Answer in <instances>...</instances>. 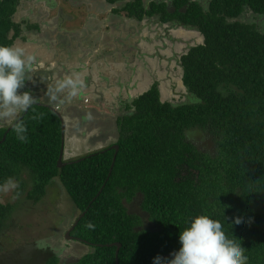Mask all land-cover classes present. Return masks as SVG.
Masks as SVG:
<instances>
[{
	"label": "trees",
	"instance_id": "obj_1",
	"mask_svg": "<svg viewBox=\"0 0 264 264\" xmlns=\"http://www.w3.org/2000/svg\"><path fill=\"white\" fill-rule=\"evenodd\" d=\"M21 1L0 0V82L8 91L26 81L12 57L14 39L24 38L22 29L39 31L14 21ZM170 6L128 0L114 11L198 31L201 42L178 63L187 101L161 100L154 81L125 103L115 143L61 167V122L50 108L23 106L11 128L0 127V190L12 180L23 186L26 168L29 199H41L54 178L71 198L77 222L70 234L88 251L70 264H115L112 242L121 244L118 264H148L172 252L153 264H209L213 239L200 242L211 233L213 264H264V28L237 19L245 9L264 16V0H208L206 7L172 0ZM201 138L213 143L212 153L197 145ZM112 144L118 149L108 175ZM137 191L158 230L138 229V216L127 210L123 200ZM12 211L0 196V234ZM22 246L15 264L32 260L26 254L36 255L32 264H66L47 247Z\"/></svg>",
	"mask_w": 264,
	"mask_h": 264
},
{
	"label": "rangeland",
	"instance_id": "obj_2",
	"mask_svg": "<svg viewBox=\"0 0 264 264\" xmlns=\"http://www.w3.org/2000/svg\"><path fill=\"white\" fill-rule=\"evenodd\" d=\"M149 1L151 0H144L145 5ZM156 1H165L167 4H169L171 0ZM198 1L203 5V7L207 6L208 0ZM54 6L55 8L53 9ZM89 9L90 8H87L85 0H22L18 6L16 14L13 15V19L20 24L21 28H24L25 24L35 23V27L39 29V24L45 26L47 23H50L56 19L59 15V18L62 20L66 18H72L71 21H67L73 23V25L69 26H75V28L78 27L79 31L83 29L81 27L80 20L89 18ZM105 17L106 16L103 15V18ZM156 18V16L149 17L147 22L148 24L152 25L155 31L152 36H158L162 40V43L166 45L165 47L167 52L164 54L165 58H163L165 59L164 61L167 65V71L170 72L171 75L165 82L172 89L171 96L170 94L168 95V92L166 91L167 95H161L160 93V97L163 100L168 99L171 102V99H174L176 103L187 101L188 96L187 94H184L185 91L183 90L184 92H181V90L175 89L178 84L183 85L181 80L182 73H180L181 71L177 66L180 55L186 52L188 48L191 47V45L193 46L198 44L202 40V36L198 35V32L193 28L183 27V25L181 26L175 22H157ZM237 19L247 23L255 24L259 30H263L264 28V16L255 14L250 10L245 9ZM143 20L145 19L142 18L139 21ZM85 24L86 22L84 25ZM137 28L138 27L133 26V31H135ZM26 30L27 29H22L21 35H23L24 38L21 39V37H19V39L25 40L27 45L30 43L31 38H35V36L30 35V31ZM30 30L32 33L33 29ZM105 32L106 31L104 30L103 33ZM11 33L9 35H11ZM172 33H175L178 37L171 36ZM116 34L117 32H114L115 37ZM126 37L127 35L123 36L124 39ZM185 37H187V39ZM16 40H18V38H16ZM127 40H130L131 42L133 41V39ZM97 42L100 43V41ZM17 43L22 48H26L24 42L17 41ZM16 45V42H14L11 48L15 50ZM36 46L38 45L36 44ZM24 49L19 50L18 52V55H21L19 57H24L20 58L18 61V67L20 69L22 67L26 69L25 79H28V76L31 74L29 69L32 68L33 63H35L37 58L34 59V62H28L26 59H32V57L28 56V52H23ZM114 49L115 47L113 46L112 49H106V51H111ZM12 55L13 60H15V55ZM155 57L158 58L162 56ZM27 63H30V66H28ZM105 85L107 86V83H105ZM141 93H137V96ZM62 96L64 103L63 105H68L67 108L69 109L70 113H73V115L75 112L77 114H75V117H73V115H65V119L68 120L65 122L66 134L70 139L76 136H82L81 138L85 140L81 148L80 146L70 144L65 146V159H71L75 157L81 158L80 156H83L86 153L100 150L110 143H115L117 138L116 116L120 117L127 112L125 103L131 101L136 96V94H130V92L128 93V91H126V95L123 96L122 94L113 95L109 96L106 100L100 98L103 99L102 105H100L94 111L87 112H80V109L77 107L75 109L74 104H65L67 97L65 95ZM89 98V103L86 105L96 106L97 103L95 98L91 95ZM9 99H11L14 103ZM21 108L22 106H20V99H14V95H10L9 97L5 93L4 89L0 87V127L8 125L13 119H15L19 115ZM82 115L83 117L88 116L89 118L83 122L81 118ZM193 135L195 136V134ZM194 140L196 141V139ZM197 145L203 152L212 153L214 151L213 143L207 138H201L200 142H197ZM20 173V179L23 181V186H20L17 180H12L6 183L0 190L1 200L3 202H9L13 205V211L11 213L8 226H5L0 234V264H15L12 256H15V258L19 260L18 262H20L23 258H21L19 251L20 253H24L25 251L22 249V245H32V248L35 249L47 247L53 254H56V256H58L63 263L66 264H70L78 260L83 253L88 251V247L78 243L82 248L77 249V251H73L72 241L66 239V233L65 236H63L65 227L73 221L77 215V211H74V204L68 194L64 191L60 181L57 178H54L53 182H51L48 187L46 186L45 194L41 197V199L34 201L27 197V191L30 190L32 184L29 171L26 168H23ZM139 198L141 199V195H139ZM137 199L138 198L136 197L134 198L133 204H130L131 208H136L135 204ZM40 241H43V245L36 246V244ZM33 245H35V247H33ZM16 252L18 253L14 254ZM33 252L31 254H33ZM34 256L36 255L26 254V258L32 260L26 261L24 263L28 264L33 261L35 259ZM41 258L42 257H40V259ZM30 264H32V262ZM33 264L44 263L42 260H40L36 261V263L33 262Z\"/></svg>",
	"mask_w": 264,
	"mask_h": 264
},
{
	"label": "crops",
	"instance_id": "obj_3",
	"mask_svg": "<svg viewBox=\"0 0 264 264\" xmlns=\"http://www.w3.org/2000/svg\"><path fill=\"white\" fill-rule=\"evenodd\" d=\"M85 2L87 8L90 9L89 18L80 20L82 30L78 31V27L69 26L73 23L67 21H71L72 18L62 20L58 15L45 26L37 23L39 31L30 32L35 38H31L29 44L26 45V42L20 39L14 41L17 44L15 48L18 47V51H15L17 55L14 54L15 60L19 61L20 58H24L18 55L19 50L24 48L19 46L17 41L24 42L26 48L23 52H28V56L32 57V59H26L28 62H34L37 58L32 68L29 69L31 74L28 76L31 80L29 84L37 86V93L40 91L45 101H51L53 105H59L62 109L64 103L58 95H65L66 104L76 106L75 102L83 103L81 99L77 100L80 97L76 96L77 92L81 91V97H88V101L83 103L85 106L83 109L79 105L76 106L80 112L94 111L102 105L103 99L106 100L113 95H126V91L137 96V93L144 92L154 81H157L161 95H167V91L171 96L172 89L165 82L171 75L164 61V54L167 52L166 45L158 36H152L155 31L147 22L149 17L139 21L128 17L123 10H112L122 5L125 0L117 5H111L105 0H85ZM103 15L106 17L103 18ZM157 22H159L158 19ZM133 26L138 28L133 31ZM104 30L105 33H103ZM114 32H117L116 37ZM124 35H127L125 39ZM171 36L178 37L175 33ZM127 39H133V41ZM113 46L114 50L106 51V49H112ZM155 56L162 57L156 58ZM177 67L181 71L180 66ZM32 70L35 73L31 72ZM46 76L53 79L52 83L46 80ZM54 77H60L61 82L55 83ZM73 87L80 88L74 90ZM175 89L182 92L185 87L178 84ZM90 95L95 98L96 106L86 105L89 103ZM75 114L70 113L68 108L64 109V115L75 117L77 115ZM67 121L65 119V122ZM66 141L67 144L77 145L80 148L85 142L77 136L70 139L68 135Z\"/></svg>",
	"mask_w": 264,
	"mask_h": 264
},
{
	"label": "flooded vegetation",
	"instance_id": "obj_4",
	"mask_svg": "<svg viewBox=\"0 0 264 264\" xmlns=\"http://www.w3.org/2000/svg\"><path fill=\"white\" fill-rule=\"evenodd\" d=\"M30 32H31V30H30ZM31 35V34H30ZM18 38V37H17ZM32 40V39H31ZM14 49H12V54H15V51L17 52L18 51V47H16V49L13 51ZM17 55V54H16ZM12 57H13V55H12ZM14 62H15V64L18 66V61L17 60H14ZM21 71L24 73V74H26V69L23 67V68H21ZM35 73V72H34ZM51 76V75H50ZM50 76H46L47 77V81L49 80V79H52L53 78V75H52V78H50ZM54 81H55V83H60L61 81H60V79H59V77H54ZM53 80V79H52ZM29 81H31L30 79H27L26 78V81H25V86H24V88H17V89H15V90H13V91H8L7 89H6V87L0 82V87H2L3 89H4V91H5V93L10 97V95H14V99H20V103H22L23 104V106L24 107H27V104H28V106L30 105V104H38V105H42V103H44V101H45V98H43V96H42V94H40L39 92L40 91H38V93H39V95H38V93H37V86L35 85V84H29ZM50 83H52V82H50ZM58 98L61 100V101H63V99H62V96L61 95H58ZM10 101H12L11 99H9ZM13 102V101H12ZM22 106V105H21ZM67 106V105H66ZM65 108H67V107H65ZM64 108V109H65ZM22 110V109H21ZM76 113V112H75ZM21 114V113H20ZM82 121L83 122H85L89 117L88 116H86V117H83V115H82ZM118 118V116H116V119ZM112 133V132H111ZM112 135H113V133H112ZM81 137L82 136H79L78 138L81 140ZM86 141H87V139H86ZM112 145H114V144H112ZM64 155H66V153L64 152ZM139 195H141V199L139 198ZM138 198L137 199V201H136V204H135V207L136 208H131V205L133 204V200H134V198ZM123 202L124 203H126V208H127V210L129 211V212H132L134 215H137L138 216V218H139V223L140 224H138L137 225V228L138 229H141V228H143V229H147L148 231H154V230H158L159 228H160V226H159V224H157L154 220H152V218H151V215H150V213L149 212H147L146 210H144L143 208H142V206H141V202H142V194L140 193V191H137V192H135V194H133L132 196H131V198H130V200L129 201H126L125 199L123 200ZM129 203V204H128ZM131 204V205H130ZM138 208V209H137ZM136 209V210H135ZM76 219H73V221L70 223V224H68V226H66L65 227V232H64V234H63V236H65V233H66V231H68L70 228H71V226L73 225V223H74V221H75ZM70 232H71V230H70ZM69 232V233H70ZM70 238H69V240H71L72 241V250L73 251H77V249H79V248H82L78 243H80V241H78L77 239V237H75V236H73V235H71L70 234ZM65 238V237H64ZM47 243V242H46ZM39 245H43V241H40V242H38L37 243V245L36 246H39ZM45 245V244H44ZM87 245V244H86ZM82 250V249H81ZM56 255V254H55ZM60 259V258H59ZM60 261H62L61 259H60Z\"/></svg>",
	"mask_w": 264,
	"mask_h": 264
},
{
	"label": "water",
	"instance_id": "obj_5",
	"mask_svg": "<svg viewBox=\"0 0 264 264\" xmlns=\"http://www.w3.org/2000/svg\"><path fill=\"white\" fill-rule=\"evenodd\" d=\"M42 105H44V106H46V107H48V108H50L52 111H54L56 114H57V116H58V118L60 119V122H61V135H62V144H61V147H60V151H59V155H58V158H57V166L58 167H61V166H63L67 161H63L62 159H63V145H64V141H63V138H64V129H65V122H64V120H63V118H62V114H61V111H58V110H55L54 109V107L51 105V104H49V103H42ZM27 108H28V104H27ZM11 126H12V124L7 128V130L9 129V128H11ZM5 138V135L3 136V139ZM112 148H114L115 149V152H114V156H113V158H112V162H111V165H110V171H109V173H108V175H110V173H111V169H112V166H113V163H114V160H115V154H116V152H117V149H118V145L117 144H114V145H110ZM109 146V147H110ZM108 147V148H109ZM110 147V148H111ZM81 158H83V157H81ZM81 158H77V159H73V160H70V161H68V162H73V161H79ZM101 190V189H100ZM99 190V191H100ZM84 214V212H82V213H80V215L78 216V218L80 217V216H82ZM76 222H77V220H75L74 221V223H73V225L71 226V228L68 230V231H66V239H69L71 236H70V230H72L73 229V227H74V225L76 224ZM210 238H212L213 239V245H212V249H211V258H210V263L209 264H213V257H214V251H215V246H216V242H217V236H216V234L215 233H211V234H209L204 240H202L200 243H203V242H205V241H207L208 239H210ZM71 239V238H70ZM107 245H111V246H115L116 247V249H115V264H118V251H119V248H120V242H112V243H110V244H107ZM171 254H173V252L172 253H170V254H165V255H162V256H159V257H157V258H155V259H153L152 261H150L148 264H153V263H155V262H157L158 260H160V259H162V258H164V257H167V256H169V255H171Z\"/></svg>",
	"mask_w": 264,
	"mask_h": 264
},
{
	"label": "clouds",
	"instance_id": "obj_6",
	"mask_svg": "<svg viewBox=\"0 0 264 264\" xmlns=\"http://www.w3.org/2000/svg\"><path fill=\"white\" fill-rule=\"evenodd\" d=\"M106 1V0H105ZM121 1H123L124 2V0H121ZM121 1H117V2H115V3H109V2H107V3H109V4H111V5H117L119 2H121ZM126 1H128V0H125V2ZM151 1H156V0H151ZM172 1V0H171ZM171 1H170V3H169V6L171 5ZM124 2V3H125ZM150 2V1H149ZM148 2V3H149ZM159 2V1H158ZM165 2V1H164ZM123 3V4H124ZM147 3V4H148ZM122 4V5H123ZM144 4H145V2H144ZM121 6V5H120ZM119 6V7H120ZM171 7V6H170ZM116 8H118V6H116L115 8H112V10H114V9H116ZM117 11H119V10H117ZM125 13H126V11H125ZM170 23H173V22H170ZM180 25V24H179ZM182 26V25H181ZM184 27V26H183ZM198 32V31H197ZM18 39H19V37H18ZM22 39V38H21ZM16 39H14V41H15ZM25 41V40H24ZM12 49V48H11ZM15 59H16V57H15ZM37 61V60H36ZM35 61V62H36ZM28 64V66H30V63H27ZM20 69V68H19ZM21 70V69H20ZM22 72V71H21ZM31 72H34L33 70L31 71ZM23 73V72H22ZM23 75L25 76V74L23 73ZM52 82L53 80L52 79H49L48 80V82ZM74 88V90H77V89H79L80 87H73ZM81 95H82V92L81 91H78L77 92V94H76V96H78V97H80V98H77V100H79V99H81L80 101H82L83 103H86L87 101H88V97H81ZM44 103H49V104H51L53 107H54V109L55 110H58V111H61V114H62V118H63V120H64V122H65V115H64V108L66 107V106H62L63 108L61 109V107H59V105H53V103L51 102V101H44ZM62 103H63V101H62ZM67 103V101L65 102V104ZM83 103H80V102H75V104H76V106L77 105H79L82 109L85 107L84 105H83ZM22 105V107H23V104L22 103H20V106ZM68 106V105H67ZM75 106V107H76ZM27 108V107H26ZM20 112H21V110L19 111V115L15 118V119H13L11 122H13L14 120L16 121L21 115H20ZM14 121V122H15ZM10 122V123H11ZM9 123V124H10ZM8 124V125H9ZM12 124V123H11ZM66 138H67V134H66V132H65V129H64V138H63V141H64V145H63V161H67V160H73V159H76V158H78V157H75V158H71V159H65V155H64V152L66 153V148H65V146L67 145V141H66ZM61 144H62V136H61ZM104 148V147H103ZM96 151V150H95ZM95 151H92V152H89V153H94ZM86 154H88V153H86ZM85 155H83V156H80V157H84Z\"/></svg>",
	"mask_w": 264,
	"mask_h": 264
}]
</instances>
